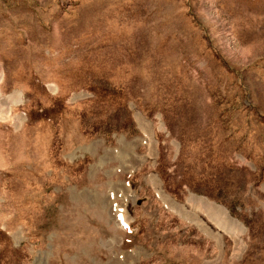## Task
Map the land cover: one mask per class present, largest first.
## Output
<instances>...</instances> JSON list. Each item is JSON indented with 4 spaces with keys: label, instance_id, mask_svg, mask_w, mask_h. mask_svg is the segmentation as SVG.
Here are the masks:
<instances>
[{
    "label": "rangeland",
    "instance_id": "obj_1",
    "mask_svg": "<svg viewBox=\"0 0 264 264\" xmlns=\"http://www.w3.org/2000/svg\"><path fill=\"white\" fill-rule=\"evenodd\" d=\"M0 264H264V0H0Z\"/></svg>",
    "mask_w": 264,
    "mask_h": 264
}]
</instances>
